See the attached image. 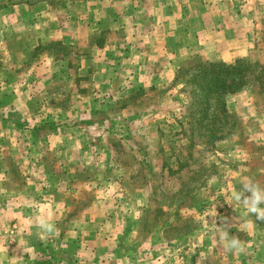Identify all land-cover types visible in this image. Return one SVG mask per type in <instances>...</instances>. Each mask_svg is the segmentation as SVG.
Here are the masks:
<instances>
[{
	"label": "crops",
	"instance_id": "obj_1",
	"mask_svg": "<svg viewBox=\"0 0 264 264\" xmlns=\"http://www.w3.org/2000/svg\"><path fill=\"white\" fill-rule=\"evenodd\" d=\"M71 3L72 11L67 13L66 3L54 6L50 0H0V239L9 238L7 253L0 256L8 258L10 264H35L40 248L58 242L64 246L65 236L73 232L82 242L75 264H119V233L130 223L135 228L132 232L140 228L141 211L124 215V220H128L124 223L123 219L118 220L123 217L122 206L101 217L96 209L106 203L119 206V200L127 198L122 196L124 182L119 176L123 167H106L113 156L106 134L112 118L92 119L97 106L93 104L96 96L90 93L97 95V90L92 88L85 100V90L76 88L81 81L89 77L96 89L97 78H101L100 87L108 89L112 78L119 75L122 87L118 95L126 99L120 109H130L132 105L126 102L133 101L137 88L161 92L171 103L172 91H185L181 71L190 63L230 64L245 59L264 64V0ZM62 13L71 17L67 24L58 20ZM52 44L63 50L76 49L71 60L65 63L49 50ZM77 46H90L89 52ZM56 80H73L76 84L73 82L72 91L67 94L80 99L68 105L67 95L61 90L63 84L57 85ZM250 94L244 90L228 96V112L252 116L255 104ZM138 116L135 114L134 118ZM123 122L127 126L128 121ZM118 123L120 127L124 125ZM92 128L95 131L91 132ZM101 130L103 134L96 132ZM87 189L89 196L92 190L96 193L89 200ZM97 193H109L111 199L102 200ZM78 204L81 208L75 213L73 209ZM235 204L231 214L238 212L239 207L245 211L244 206ZM38 214L54 219L58 235L41 239L35 226L27 234L29 221ZM249 220L252 224L243 232L241 228L228 230L230 236L238 239L241 233L247 237L240 239L241 251H230L237 254L236 261L233 256L230 260L225 257L216 230L206 229L199 236L188 234L192 241L186 246V253L193 251L198 246L193 243L203 238L200 260L172 261L179 258L176 246L163 239L154 242L148 236L152 233L147 235L140 253L152 254L161 261L169 254V263L158 264H264V221L256 220L255 215ZM21 238L27 241L30 251L25 252L18 245ZM208 253H218L216 260L205 258ZM84 255L90 257L84 259Z\"/></svg>",
	"mask_w": 264,
	"mask_h": 264
},
{
	"label": "rangeland",
	"instance_id": "obj_2",
	"mask_svg": "<svg viewBox=\"0 0 264 264\" xmlns=\"http://www.w3.org/2000/svg\"><path fill=\"white\" fill-rule=\"evenodd\" d=\"M50 2L54 6L66 3L65 10L68 11L67 13L72 11L71 0H50ZM69 18L71 17L65 13L58 15V20L62 21L63 24H67ZM79 47L85 48L84 50L89 52L90 46L88 48ZM51 49L65 63L71 60L73 51L76 50L72 47L69 50H63V48L54 46V44L50 46L49 50ZM192 65L194 64L190 63L185 68ZM70 69L74 68L70 67ZM259 72L260 70L257 69L255 74H246L244 79V85L245 82L246 85L237 93L227 95L224 98L226 106V102L232 95L249 90L255 104L254 112H251L253 115L238 116L237 112H229L233 119L223 122L222 132L218 133L222 138L211 145L206 143V137L195 135L190 146L189 133L187 132L190 120L189 102L191 95L187 86L185 91H180L181 93L178 92V89L176 92L172 91L171 103L161 92H145L137 88L132 95L133 101L126 102L127 105H132L133 108L129 106L130 109H120V105L126 99H122L118 95L122 87L119 75L116 79L112 78L111 88H108L110 90L100 87L103 84L101 78H97L96 89L89 77L81 81L79 87H76L85 90L83 95L85 100H88L87 95L92 88H94L92 89L94 91L97 90V95L90 93L94 97L96 96L93 104L97 106V108L95 107L97 113L93 114L92 119L95 121V119L104 116L112 118V122L110 121L108 127L110 132L106 134L109 136L107 145L109 144L113 150V156L107 160L106 167L110 166L111 169L123 167L119 176L123 177L124 182L121 187L123 189L122 196L127 199L119 200V206L116 207H114L116 205L114 203L97 205L96 209L100 214L99 216L101 217L103 214L105 216L114 209L119 210L118 208L121 206V214L124 218L121 217L118 220H124L126 218L124 215L133 214L135 211H141L142 215V219L139 220V229L132 232L131 229L135 228L130 223L123 228L124 232L119 233L120 237L116 243V254L121 257L119 264H136V262L138 264L169 263L167 260L169 254H164L166 255L165 258H162L164 261H161L157 257H152V254L140 253L143 250L141 247H143L142 245L146 242L148 236L155 239L154 242L163 239L167 244L176 246L179 258L174 257L172 261H186L187 258L193 261L194 259L200 260L202 256L203 238L197 243H193L198 244V246H195L198 251H194V249L186 253V246L192 241V235L188 234L194 233L193 237H195L194 235L199 236L202 230H216L214 224L220 225L222 222L229 225V231L241 228L243 232V230L249 228L244 227L245 221H249L255 214L244 216V212L240 207L238 212L231 214L233 203L239 206H243V204L235 201L229 203L228 201L232 192L242 187L240 181L243 178H251L264 186V75L257 77L256 74ZM73 82V80L67 83H61L57 80L55 82L57 85L63 84L61 90L63 94L67 95L66 100L70 106L80 99L78 95V97L72 98L71 95L67 94L68 90L72 91L75 83ZM74 92L76 93L75 90ZM108 96H110L109 99ZM173 105H176L177 108H173ZM135 114L139 115L137 118L139 120L134 118ZM125 120L128 121L129 125L126 126V122H123ZM118 122H123L124 125L120 127ZM93 131L95 130L92 128L91 132ZM103 131L96 132L103 134ZM183 132L187 133V137L183 135ZM134 152H137V155ZM106 173L112 174L111 172ZM117 174L116 171L114 175ZM100 186L102 189L103 185ZM117 187L120 188L119 184ZM121 188L118 190L119 193L122 192ZM94 191H91L90 196L92 194L96 195ZM87 192L86 200H89V189H87ZM246 193L245 195H247ZM98 195L102 200L105 197L110 198L109 193L102 194V196L101 193ZM213 206L216 207L218 215L216 217L207 216V210ZM80 208L81 206L78 204L73 210L76 213ZM70 217L73 218V216ZM72 221L76 224L73 219ZM127 221L124 220V223ZM150 233L152 234L148 235ZM70 234L68 237L65 236L64 246H60L61 244L58 242L49 243L44 247L47 258L50 256L48 264H75V259L79 260L78 250L81 247L82 242L79 241L81 238L78 240L74 232ZM198 238L200 239V237ZM239 238L242 240L247 239L244 233H241ZM121 247H124L123 251ZM223 252L229 260L232 256L235 261L238 259L237 254H232L224 248ZM227 252L230 254H227ZM18 256L21 257L22 255L18 254ZM182 256H185L186 259ZM217 256L218 253H208L205 258L210 257L209 259L212 261L216 260ZM89 257L90 255L82 256L84 259ZM0 260L3 261V264H10L8 258L0 256ZM134 260H136L135 263H133Z\"/></svg>",
	"mask_w": 264,
	"mask_h": 264
},
{
	"label": "trees",
	"instance_id": "obj_3",
	"mask_svg": "<svg viewBox=\"0 0 264 264\" xmlns=\"http://www.w3.org/2000/svg\"><path fill=\"white\" fill-rule=\"evenodd\" d=\"M257 69L260 70L257 77L263 76L264 64H252L241 59L230 64L220 61L194 63L181 71L191 95L187 132L190 146L195 135L206 137V143L210 145L222 138L218 133L222 132L223 122L233 119L226 109L225 96L237 93L246 85V74H255ZM187 133L183 132V135L187 137ZM39 253V256L36 254L38 258L35 259V264H48L50 256L47 258L46 250L40 249Z\"/></svg>",
	"mask_w": 264,
	"mask_h": 264
},
{
	"label": "clouds",
	"instance_id": "obj_4",
	"mask_svg": "<svg viewBox=\"0 0 264 264\" xmlns=\"http://www.w3.org/2000/svg\"><path fill=\"white\" fill-rule=\"evenodd\" d=\"M242 187L239 190H234L229 199V203L235 201L244 206V216H249L255 214L256 220L264 221V186L255 182L251 178H243L240 181ZM245 192L249 193L245 195ZM207 216L216 217L217 211L216 207L208 209L206 212ZM252 221H245L244 227H250ZM35 226L39 230V235L41 239H46L49 236L58 235V229L53 218L45 216L43 214H38L34 217L33 220L29 221V230L27 234H31L30 228ZM216 232L218 234V241L226 251L237 250L241 251L243 246L241 240L236 236H230L227 223L222 222L220 225H215ZM15 238L14 236L12 237ZM8 237L5 236L3 239H0V254H6L8 251L7 243ZM18 245L25 251H30L26 247L27 241L23 238L17 241ZM0 264H3V261L0 260Z\"/></svg>",
	"mask_w": 264,
	"mask_h": 264
}]
</instances>
